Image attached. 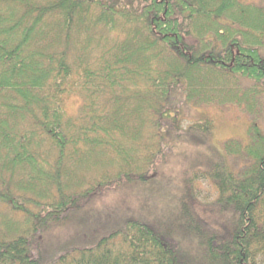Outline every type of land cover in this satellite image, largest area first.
Here are the masks:
<instances>
[{"label": "trees", "instance_id": "trees-1", "mask_svg": "<svg viewBox=\"0 0 264 264\" xmlns=\"http://www.w3.org/2000/svg\"><path fill=\"white\" fill-rule=\"evenodd\" d=\"M263 95L264 0H0V264H264ZM227 106L253 117L246 137L195 175L223 227L183 193L182 231L126 219L90 244L39 240L98 190L148 182L166 136L204 139ZM183 107L203 114L184 127Z\"/></svg>", "mask_w": 264, "mask_h": 264}, {"label": "rangeland", "instance_id": "rangeland-1", "mask_svg": "<svg viewBox=\"0 0 264 264\" xmlns=\"http://www.w3.org/2000/svg\"><path fill=\"white\" fill-rule=\"evenodd\" d=\"M260 1V0H258ZM79 102L72 100L67 104L69 114H75ZM263 113L259 119L264 131V95L261 99ZM203 110L195 108L181 109V118L185 120L184 127L195 123L201 118ZM206 109L204 111L207 112ZM207 113L216 116L227 117L226 125L215 129L208 137L190 140H172L165 137L160 157L155 161L150 179L145 183H121L111 184L107 188L97 191L96 196L86 200L82 207H87L75 217L78 221H69L59 224L44 232L39 240L48 243L53 250L60 249L72 242V244L92 243L87 240L90 236L103 235L104 227L118 220L137 219L147 223L153 229H157L165 236L172 227L182 231L178 218V202L182 203L183 193L188 202V207L195 214L200 226H208L214 229L223 227L226 217L213 212V198L216 194L210 183L206 180H195V175L200 170L207 168L210 159L220 143L231 138H245L252 116L243 110L233 106L224 107L221 110L210 109ZM206 113V114H207ZM193 178L194 190L188 189V178ZM191 178V179H192ZM0 213H7L5 207L0 208ZM11 216V214H10ZM14 217V215H12ZM88 218L86 222L82 218ZM38 237V235H37ZM180 237V236H179ZM183 237V236H182ZM180 237L183 252L197 255L194 239ZM86 243V244H87ZM84 245V244H83Z\"/></svg>", "mask_w": 264, "mask_h": 264}]
</instances>
